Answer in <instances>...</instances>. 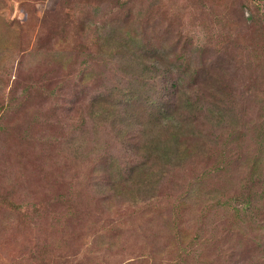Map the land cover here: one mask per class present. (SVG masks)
Wrapping results in <instances>:
<instances>
[{
    "label": "rangeland",
    "instance_id": "rangeland-1",
    "mask_svg": "<svg viewBox=\"0 0 264 264\" xmlns=\"http://www.w3.org/2000/svg\"><path fill=\"white\" fill-rule=\"evenodd\" d=\"M105 37H139L179 101L200 93L222 108L211 107L208 121L204 111L184 116L183 168L145 203L100 194L110 188L97 174L102 153L128 164L134 152L122 154L89 118L90 104L112 107L129 94L119 63L133 51L119 47L110 61ZM0 108V264L262 256L241 203L264 174V0H0Z\"/></svg>",
    "mask_w": 264,
    "mask_h": 264
},
{
    "label": "trees",
    "instance_id": "trees-1",
    "mask_svg": "<svg viewBox=\"0 0 264 264\" xmlns=\"http://www.w3.org/2000/svg\"><path fill=\"white\" fill-rule=\"evenodd\" d=\"M112 40L108 37L101 39L104 56L108 60L116 59L119 47L125 46L133 51L119 63L121 70L123 69L129 79V94L117 95L119 97L116 96V103L112 107L92 103L88 114L90 120L94 122V128L107 127L124 145L125 150L122 154L127 148H132L134 152L127 154L131 157L128 164L119 161L118 151L105 150L103 155L101 154L105 156V160L100 159L97 174L107 175L110 188L103 186L100 194L106 197V202L109 196L120 192L123 193L121 197L128 195L129 199L127 201L123 199L124 202L145 203L155 197L158 186L173 170L183 168L185 148L180 146L179 139L181 126L186 124L183 122L184 116L204 111L205 120L208 121L212 114L211 107L217 111L222 108L211 102L210 97L200 93L195 100L189 95L183 101H179L176 98L178 84L166 80L169 71L156 61V64L153 63L154 53L148 51V43L141 41L139 37L121 39L119 43L114 40L112 43ZM130 40L133 42L132 46ZM114 92L111 95H114ZM139 108L142 110L141 113ZM217 115L219 117H212L217 125H221L224 119L222 115ZM151 118L153 124L149 121ZM263 142L264 139L261 140V144ZM260 147L264 151V143ZM75 150H78V147ZM259 178L261 182L259 190L249 189L241 203L243 217L249 222L251 241L259 247L258 254L262 253L260 258L256 257L257 261L254 264H264V174ZM250 184L251 181L248 186ZM234 198L235 201L239 200L237 197Z\"/></svg>",
    "mask_w": 264,
    "mask_h": 264
}]
</instances>
